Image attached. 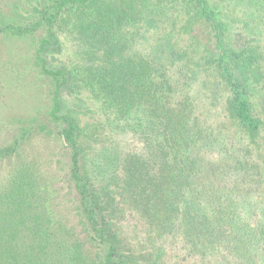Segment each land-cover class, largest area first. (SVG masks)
I'll use <instances>...</instances> for the list:
<instances>
[{
    "label": "trees",
    "instance_id": "16d2710c",
    "mask_svg": "<svg viewBox=\"0 0 264 264\" xmlns=\"http://www.w3.org/2000/svg\"><path fill=\"white\" fill-rule=\"evenodd\" d=\"M199 2L214 38L202 59L226 91L232 140L213 134L194 97L192 107L169 93L173 86L156 75L155 60L129 57L110 30L96 31L107 25L117 35L119 25L138 19L139 0H23L36 5L30 18L0 21V37L31 40L47 104L0 142V264H163L162 240L179 243L192 264H264L254 256L264 236V101L250 99L260 72L254 53L226 42L205 0ZM93 9L102 23L90 34L104 45L101 88L112 105L138 111L150 142L156 141L154 153L125 156L113 175L120 186L113 189L101 186L87 166L82 130L63 105L70 74L52 63L71 17ZM41 134L63 140L60 182L74 198V224L55 215L56 190L23 148ZM213 135L224 152L232 148L229 156H216V168L205 166L204 157L214 148ZM127 211L145 224L148 247L124 235Z\"/></svg>",
    "mask_w": 264,
    "mask_h": 264
},
{
    "label": "rangeland",
    "instance_id": "374dc122",
    "mask_svg": "<svg viewBox=\"0 0 264 264\" xmlns=\"http://www.w3.org/2000/svg\"><path fill=\"white\" fill-rule=\"evenodd\" d=\"M205 2L224 40L239 50L254 53L260 81L250 88V99L256 103L264 101V0ZM35 8L36 5H24L23 0H0V21H24L32 16ZM138 8V19L119 25L117 35L115 27L107 25L96 31L110 30L119 48L129 57L155 60L156 75L173 86L169 93L180 101L186 100L192 107L194 97L211 122L213 134L232 140L236 129L227 123L223 112L226 91L211 74L209 63L202 59L214 46L213 32L203 22L202 4L199 0H139ZM101 12L106 14L104 8ZM96 13L93 9L80 19L71 17L59 35L60 50L52 54V63L70 74L63 105L82 130L87 166L101 186L107 184L113 189L112 184L120 186L113 175L125 156L154 153L156 141L150 142L147 122L138 111L112 105L101 88L104 45L97 37L94 41L90 36L95 23L102 24ZM0 78L1 142L13 127L46 111V82L32 62L31 40L0 37ZM261 135L260 143L264 146V131ZM61 142L60 136L41 134L23 148H30L29 159L36 158L35 163L46 172L56 190L53 194L55 215L71 225L75 222L74 198L60 182L64 169L58 157ZM231 150L227 148L224 152L223 147L215 144L204 153L205 166L216 168V156L219 153L229 156ZM262 204L264 207V200ZM122 226L126 237L140 239L145 242L144 247H148L146 226L139 215L127 211ZM260 241L261 247L254 256L257 262L264 263V236ZM161 247L165 250L163 264H192L179 243L162 240Z\"/></svg>",
    "mask_w": 264,
    "mask_h": 264
}]
</instances>
